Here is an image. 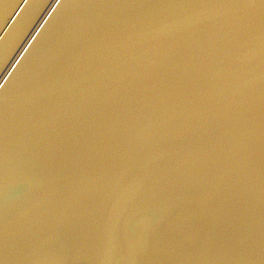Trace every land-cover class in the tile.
Masks as SVG:
<instances>
[{
    "label": "water",
    "instance_id": "obj_1",
    "mask_svg": "<svg viewBox=\"0 0 264 264\" xmlns=\"http://www.w3.org/2000/svg\"><path fill=\"white\" fill-rule=\"evenodd\" d=\"M0 264H264V0H0Z\"/></svg>",
    "mask_w": 264,
    "mask_h": 264
}]
</instances>
